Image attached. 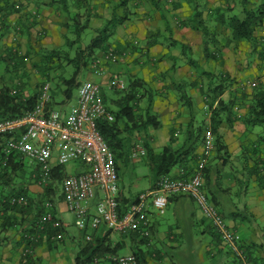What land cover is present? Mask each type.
<instances>
[{
    "label": "crops",
    "instance_id": "0c3cea01",
    "mask_svg": "<svg viewBox=\"0 0 264 264\" xmlns=\"http://www.w3.org/2000/svg\"><path fill=\"white\" fill-rule=\"evenodd\" d=\"M50 1L25 0L26 5L9 14L7 20L13 25L17 22L28 25L29 38L27 34L20 35L11 30L2 42L10 43L19 39L24 51L32 45L29 56L36 55L34 61L39 59L34 51H38L40 46L51 48L54 47L52 45H62L63 36L68 31V16ZM121 1L91 0L92 19L89 30L93 37L96 30L112 18L116 6L119 7L117 14L122 15ZM200 1L204 4L200 5L198 1L160 0V8L156 9L148 1L126 0L129 20L117 26L109 39L111 48L118 53L126 52V55L116 62H101L100 71L94 72L95 78L91 81L111 85L115 75L127 80L129 76L144 79L148 90L140 97L139 105L145 107L144 101H147L150 94L153 95L152 108L160 122L157 128L148 129L150 143L155 150H160L170 142L171 130L177 144L181 143L183 127L186 128L184 125L187 126L191 115H196L195 108H186L178 97V91L183 89L184 84L190 86L192 101L202 111L200 120L209 116L206 99L212 91L210 86L219 82L225 84L221 98L234 102L229 119L222 121L218 129L227 145V151L218 153L215 150L211 156L204 174V188L231 226L239 231L253 264H264V183L258 175L264 172V142L259 136L263 128L243 120L253 89L256 86L264 87V44L261 43L264 25L255 32L257 44L242 41L235 45L230 43L229 32L221 28L215 13L218 8H225V1ZM261 2L248 0L247 7H255ZM194 4H198L203 12L202 19L207 26L208 36L194 27ZM239 11V5H236L235 12ZM231 14L227 13L226 18ZM149 36L154 38L151 39L152 45L147 43ZM205 39L208 41L207 51L204 50ZM174 41L188 46L189 52L197 58L198 67L190 61L196 58L186 57L184 48L179 51L176 43H172ZM218 43L222 44L219 50ZM81 47L85 45L82 43ZM246 79L256 80L258 84L242 89L241 83ZM134 136L140 139L136 134ZM201 150L202 143L197 148L195 159L187 163L186 167L184 164L174 166L169 173L174 175L182 168L191 169ZM35 166L33 163L25 181L14 180L11 186L23 184L30 193L40 191L41 185L33 179L37 174ZM154 184L152 178L147 188H140L133 194L125 193L119 185V196L127 198L130 203L140 191L148 190ZM51 206H54V213L63 227L61 239H40L31 245V251L24 252L27 242L21 238L20 228L0 232V264H42L43 261L46 264H75L74 258L84 231L78 228L79 234L71 233L68 230L70 221L62 216L55 202ZM165 209L161 214L151 208V234L148 240L140 237L134 239L126 233L112 231L113 242L122 241L123 248L128 249L126 253L134 249L139 251L145 264H236L211 221L188 195L168 196ZM107 229L102 225L98 230L104 233Z\"/></svg>",
    "mask_w": 264,
    "mask_h": 264
},
{
    "label": "trees",
    "instance_id": "16d2710c",
    "mask_svg": "<svg viewBox=\"0 0 264 264\" xmlns=\"http://www.w3.org/2000/svg\"><path fill=\"white\" fill-rule=\"evenodd\" d=\"M141 1H148L156 9L160 8V0ZM185 1L196 3L198 0ZM50 2L57 4L58 8L68 16V23L66 24L68 31L63 36V44L70 47L75 44L78 46L72 56L70 52L60 47L47 48L40 46L38 51H34L37 52L39 59L34 61L32 66L41 78L35 79L30 83L27 79L25 80L21 77L22 74H26V78H29L28 73H24L25 71H21V69L25 67L26 61L29 59V53L33 48L32 45H29L24 51L19 39H14L10 43L2 42L5 35L11 30L20 35L27 34L29 38L30 29L28 25H23L21 22L13 25L7 20L9 14L20 10L26 5V2L25 0H0V118L20 115L30 109L37 101L39 90L45 82L49 83L50 93V97L46 102L47 108H53L55 103H57L55 101L57 91L65 98L61 102L69 99L72 96V88L79 85L78 74L81 69L90 67L91 61L96 57H100L105 51L114 50L109 45V39L114 34L117 26L123 25L129 20L128 9L125 4L126 0H122L120 5L124 14H116L119 9L116 6L112 18L106 20L104 25L96 30V35L90 42L82 48V34L89 29L92 19L91 0H51ZM226 3L228 6L218 8L215 13L218 22L221 23V28L225 32L226 30L229 32L230 43L238 45L242 41H249L257 44L255 32L264 25V0L252 8L247 7L248 0H226ZM236 5H239V12H235ZM198 6V4H195L197 8L193 18L196 23L194 27L201 30L203 35L208 36L207 26H205V22L202 19L203 12ZM229 12L232 14L226 18ZM214 35L215 32L212 36ZM152 38V36H149L147 39V43L150 45L153 43ZM224 38L227 39L226 36ZM172 43L175 44L177 42L174 41ZM207 44L208 41L205 39V51L209 50ZM217 45L219 50L222 44L218 43ZM183 46L186 48L185 45ZM190 61L195 65V59L191 58ZM68 63L75 65L74 71L70 74L64 71L68 67ZM202 72L205 71L203 70ZM14 76L16 79H14ZM212 76L213 73H211ZM30 86L32 88L31 91L29 90ZM210 88L212 91H210V94L208 93V99H206L209 116L196 123L194 116L191 115L189 123L182 131L183 140L181 143L177 144L176 137L172 136L174 132L171 130L170 142L162 149L155 150L151 146L148 129L150 127L157 128L160 122L157 116L150 111L153 95L150 94L149 98H147L145 107L141 108L139 105L140 97L144 96L148 90L144 79L129 76L125 87L122 89L114 87V90L118 93L117 96L110 98V102L114 107L108 106L113 112L114 118L112 120L102 119L97 121V128L115 153L117 171L120 165L116 157L124 158L126 153L124 145L127 137L123 135L124 132L128 134L134 132V135L136 134L140 138V142L145 146L146 153L143 157L151 169L154 183H156L160 175L169 173L174 166L178 164H184L185 166L196 158L197 148L203 141L202 133L207 125L210 126L215 136L216 152L225 153L227 145L218 129L222 121L229 119L234 102L224 101L221 98L225 90L224 83L219 82L213 87L210 86ZM181 96V100L190 106L192 103L191 96L187 92H184ZM243 120L248 124H259L262 126L263 132L259 136L261 141L264 142V87L256 86L253 89L252 99L249 100ZM6 137L7 133H0V144ZM24 158L17 152H12L5 156L0 149V184H3L1 186L2 189H0V232L3 233L10 228H20L22 239L25 231H36L39 233L37 241L44 238L48 240L61 239L53 237L57 232H62L61 223L53 226L50 222H46L41 230H37L34 223L45 212L46 201L54 205L56 189L66 172V166L64 164L55 165L51 180L47 184H40L42 187L40 191L30 193L23 184L11 186V182H14L16 176L24 177L25 175ZM207 166L205 171L208 168ZM35 167L37 170L38 166L36 165ZM258 175L260 181L264 183V172L262 171ZM33 179L36 180V178ZM58 196L63 198L61 192ZM12 197H24L26 202L19 203L16 200L11 202ZM119 199L123 205L128 203L127 198L123 199L119 196ZM212 201L215 204V201ZM215 206L217 207L216 204ZM49 210L53 219L60 222V219L54 213V206H50ZM24 222L26 223L24 224ZM83 231V237L74 258L75 264H102L107 254H119V249L124 247L122 241L113 242V230L110 228L104 233L91 227ZM124 233L134 239L140 237L139 239L148 240V237L141 235L138 231ZM87 235H90L91 238L87 239ZM26 242L28 245L29 241ZM132 253L136 255L138 264H145V260L139 251L134 249ZM249 258L251 259L250 255ZM95 260H97V263H95ZM109 264L118 263L110 261Z\"/></svg>",
    "mask_w": 264,
    "mask_h": 264
},
{
    "label": "built area",
    "instance_id": "2783aa9c",
    "mask_svg": "<svg viewBox=\"0 0 264 264\" xmlns=\"http://www.w3.org/2000/svg\"><path fill=\"white\" fill-rule=\"evenodd\" d=\"M261 35V43L264 44V29ZM125 55L126 52L107 50L100 57L94 58L91 65L99 72L101 62H116ZM262 61L264 64V57ZM110 84L118 88L125 87L124 80L118 75L113 77ZM257 84L256 80L246 79L241 83V88L255 87ZM102 96L98 82L86 80L79 83L76 102L70 104L68 111L64 113L54 107L47 108L49 83H43L38 99L30 109L20 115L0 118V133H7L0 144L1 153L6 156L17 152L32 159L38 166L36 181L42 185L51 180L55 165H66L70 160L80 162L83 168L74 172L66 171L60 186L67 209L72 212L74 223L81 230L88 227L98 230L105 225L113 231H138L149 237L151 208L162 214L166 210L168 196L185 194L211 221L235 263L252 264L239 231L231 226L204 188V171L216 148L215 136L210 126H205L203 130L202 150L191 169L182 168L174 175H160L152 188L140 191L134 201L123 205L119 199L115 153L97 128V121L114 118ZM145 153V146L136 142L132 148V157L139 158ZM14 200L26 202L24 197H12L11 202ZM50 206L51 203L46 201L45 212L34 223L37 230L43 229L46 222L53 226L61 223L53 219ZM38 237L39 233L36 231L23 233V239L29 241L24 252L31 251V244ZM53 237L61 238L62 233L59 231ZM90 238L87 235V239ZM105 257L102 264H109L110 261L138 264L137 257L132 252L107 254Z\"/></svg>",
    "mask_w": 264,
    "mask_h": 264
},
{
    "label": "rangeland",
    "instance_id": "374dc122",
    "mask_svg": "<svg viewBox=\"0 0 264 264\" xmlns=\"http://www.w3.org/2000/svg\"><path fill=\"white\" fill-rule=\"evenodd\" d=\"M224 1H225V6H228L226 3V0H224ZM198 3L200 5L204 4L201 1L199 2V0H198ZM128 7L130 8V10H132L131 4H129ZM117 12H118V10H117ZM211 23H213V22H211ZM211 23H210V25H211ZM92 38H93V33H91V31L88 29L85 32H83V34H82V43L84 45H87ZM176 45L179 48V51H181V49L184 48V46L178 42L176 43ZM52 46L60 47V48L64 49L65 51L70 52V54L72 56L78 45L75 44L72 47L66 46L65 44L57 45V46L52 45ZM47 48H50V46H47ZM184 50H185L184 54L186 57L196 58L194 55H192L191 52H189L188 46L186 48H184ZM36 57H37L36 55H31V57L29 56V59L26 61L25 67H23L21 69V71H25L24 73H26V72L28 73L29 78H26L27 77L26 74H22V75L20 74L21 77H23L25 80L27 79L30 83H32L33 80H35V79L41 78L39 76V74L33 69V66H32V63L34 62L33 59ZM196 62H197V58H196ZM67 66L68 67H66V70H64V71H67L66 73H68V74L72 73L75 69V65H73V63H68ZM197 67H198V64H197ZM94 72H97V71H96V69H94V67L92 65L88 68H82L80 73L78 74V82L82 83L86 80H94V78H95ZM14 79H16L15 76H14ZM123 80H124L125 85H126L127 79L123 78ZM114 87L115 86L108 85V83H104V82L101 84V92L103 95L102 98H104L103 101L106 105H108L110 107H114V105H112L110 102V98L115 97L118 94L114 90ZM116 88H118V87H116ZM119 89H122V88H119ZM29 90L30 91L32 90L31 86L29 87ZM190 90H191L190 86L188 84L187 85L184 84L183 89H180L178 91V97H179L180 101H182V104L186 108H188L190 110H192L193 107L195 108L196 119H195V117H194V119H195L196 123H199L200 119H201V115H202V111H201L200 107H198L196 105V103L194 101H192V99H191L192 103L190 106H188V104L184 103L183 100H181V98H182L181 95H183L184 92H187L192 98V94L190 93ZM77 96H78V87L75 86L72 88V96H70V98L67 99L65 102H61L65 98L60 92L57 91V95L55 98V101L57 103H55L54 108L60 109L65 113L66 111H68L70 104L76 102ZM144 102L146 103V101H144ZM150 111L153 114H155L152 107H151ZM184 126L186 127V124ZM183 129H185V128L183 127ZM130 133H131V135H130ZM130 133L129 134L125 133V132L123 133V135H125V137H127V139L125 141V145H124V147H125L124 150L126 152L124 158L116 157V159L120 165V167L117 171L118 172V185H120L122 187V189H123V191H125V193L133 194L137 190H139L140 188H144V189L147 188L150 185L153 176H152V172L150 171L151 169L149 168V165L146 163V160L144 159L143 156H140L139 158H133L132 157V148H133L134 144L136 143V141H139L140 139L139 140L136 139V137L134 136V132H130ZM33 163H35V162L32 159L25 157L24 158V166H23L25 176L24 177L16 176L14 178V180L16 182L25 181L28 178L29 171H31ZM64 166H66L65 170L67 172H72V171L74 172L77 169L83 168V166L80 164V162L73 161V160L68 161L66 163V165H64ZM60 192H61V186L59 185V186H57L55 197H54L55 203L61 209L62 216H64L65 219L70 221L68 230H70L71 233L79 234V229L73 221L74 215L72 214V212L70 210L67 209L65 201L62 198H59V196H58L60 194ZM119 252H120V254H126V252H128V249L127 248H121V249H119ZM42 264H46L45 261H43Z\"/></svg>",
    "mask_w": 264,
    "mask_h": 264
}]
</instances>
